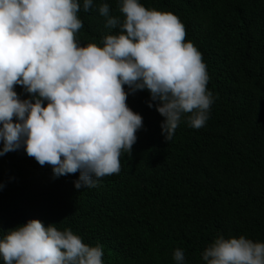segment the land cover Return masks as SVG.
I'll list each match as a JSON object with an SVG mask.
<instances>
[{
	"label": "trees",
	"instance_id": "obj_1",
	"mask_svg": "<svg viewBox=\"0 0 264 264\" xmlns=\"http://www.w3.org/2000/svg\"><path fill=\"white\" fill-rule=\"evenodd\" d=\"M78 2L81 46L116 32L98 7L107 3L122 19L119 0H93L87 12ZM139 2L176 15L202 54L214 97L208 120L194 129L184 115L166 141L148 91L129 93L143 127L119 174L91 188H75L78 173L54 177L23 147L0 156V238L35 218L101 245L103 264H176V248L185 264H204L201 253L218 235L264 242V0Z\"/></svg>",
	"mask_w": 264,
	"mask_h": 264
},
{
	"label": "clouds",
	"instance_id": "obj_2",
	"mask_svg": "<svg viewBox=\"0 0 264 264\" xmlns=\"http://www.w3.org/2000/svg\"><path fill=\"white\" fill-rule=\"evenodd\" d=\"M92 7L83 0L85 12ZM118 10L122 19L100 4L105 27L116 32L81 46L78 0H0V156L23 147L54 177L78 173L75 188H91L119 174L122 154L131 156L143 127L126 103L129 93L148 91L166 141L184 115L191 128L205 125L214 97L184 24L139 0H119ZM16 85L30 98L21 99ZM103 255L101 245L84 243L70 228L35 218L0 238L4 264H103ZM201 257L204 264H264V242L218 235ZM173 259L185 264L184 251L176 248Z\"/></svg>",
	"mask_w": 264,
	"mask_h": 264
}]
</instances>
